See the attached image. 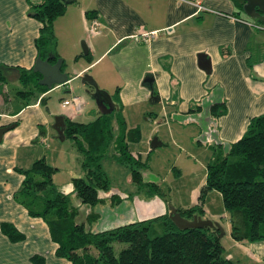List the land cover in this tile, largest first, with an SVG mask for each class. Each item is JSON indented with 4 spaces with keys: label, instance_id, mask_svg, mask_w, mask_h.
<instances>
[{
    "label": "crops",
    "instance_id": "obj_1",
    "mask_svg": "<svg viewBox=\"0 0 264 264\" xmlns=\"http://www.w3.org/2000/svg\"><path fill=\"white\" fill-rule=\"evenodd\" d=\"M38 2L0 0V74L5 79L0 85V126L16 124L0 140V227L10 224L23 235L13 241L0 229V264H36L33 256L41 259L37 264H71L55 255L57 244L46 224L29 216L13 194L23 178L19 169H27L35 159L32 150L45 136L43 126L54 130L56 115L72 121L83 117L85 122L96 117L87 120L89 103L85 93L80 95L85 84L77 81L81 74L104 83L126 127L140 132L141 122L168 123L174 118L177 127L203 130L209 160L210 146L236 141L249 119L264 113V25L242 12V0L68 2L52 26L68 81L46 87L35 100L16 95L9 84L18 88V69H30L37 55L33 41L41 24L31 15L30 5ZM92 20L97 25L89 30ZM149 31L157 34L142 39L140 34ZM51 92H60L57 105L46 100ZM64 100L69 105L61 106ZM215 103L223 106L216 116L210 112ZM185 117L188 123L182 121ZM155 140L161 145L158 137ZM115 202L119 200L110 199L111 205ZM161 206H155L159 215L167 212ZM200 207L205 211L202 203Z\"/></svg>",
    "mask_w": 264,
    "mask_h": 264
},
{
    "label": "trees",
    "instance_id": "obj_2",
    "mask_svg": "<svg viewBox=\"0 0 264 264\" xmlns=\"http://www.w3.org/2000/svg\"><path fill=\"white\" fill-rule=\"evenodd\" d=\"M73 0H39L31 4V15L40 22L34 38L37 55L44 59L58 58L53 21L64 12L65 5ZM63 66V61L61 67ZM40 76L30 69H18V81L25 90L16 95H30L35 100L47 88L38 84ZM0 74V85L4 82ZM41 100L43 98L41 97ZM112 101L116 100L112 97ZM216 116L223 112L221 104L210 106ZM63 138H69L81 155L83 177L71 179V192L78 200L90 206L104 202L99 192H106L109 180L100 168V159L113 141L117 162L130 167L131 181L138 189H146L148 196L159 194L154 182L142 180V161L133 157L127 148L128 141H136V127L127 128L120 108L107 114L98 113L90 122H77L63 118ZM116 124V134L113 133ZM113 139V140H112ZM211 158L205 166V179L200 187L198 202L186 208H175L180 216L190 219L201 213L203 196L217 191L229 220V234L237 242L264 240V113L249 119L243 134L234 142L210 146ZM23 178L13 194L14 200L24 207L31 217H39L46 224L50 239L57 244L55 255L71 264H234L222 256L218 231L210 227L178 229L167 212L152 218L124 223L99 231L86 225L94 223L98 213L88 212L78 220L77 208L69 204L68 194L51 181L54 168L47 166L42 156L36 157L27 169H19ZM110 196L116 200L118 197ZM153 221L162 225L160 234L149 236ZM1 231L10 240L23 235L10 224H2ZM125 245L116 254L112 242ZM37 264L41 259L33 256Z\"/></svg>",
    "mask_w": 264,
    "mask_h": 264
},
{
    "label": "rangeland",
    "instance_id": "obj_3",
    "mask_svg": "<svg viewBox=\"0 0 264 264\" xmlns=\"http://www.w3.org/2000/svg\"><path fill=\"white\" fill-rule=\"evenodd\" d=\"M94 80L97 86L103 89L104 83L98 77ZM77 81L80 82L79 78ZM83 87L86 91L83 92V88H81L80 95L83 96L82 94L85 93L88 97L85 96V99L89 103L85 108V114L89 116L87 120H92L96 116L97 108L89 92H87L89 86L85 84ZM8 88L12 93L17 90H25V87L20 84L17 89L13 88L11 84ZM74 94L78 95L76 92ZM59 96L60 92H51L46 95V100L57 105ZM81 118L78 117L75 120L85 122L86 119ZM189 119V117H185L182 121L188 123ZM178 122L174 118L168 123L141 122L138 140L127 143L129 153H132L133 157L145 164L140 169L142 180L154 182L158 186L159 194L148 196L146 189L137 188V185L131 181L130 167L114 159L117 152L114 149L113 141L110 142L99 161L101 170L109 180V188L106 192L98 193L100 197L105 199L104 202L94 206L81 203L71 192V179L83 177L80 166L81 155L71 139H59L50 126H43L46 131L45 136L39 138L38 144L32 150V155L34 159L37 149H41L40 156L43 157V161L47 166L54 168L51 181L58 186L59 190L68 194L69 204L77 208V219H84L90 211L98 212L97 220L86 227L92 231L104 230L125 222L155 217L159 215V210L155 206L159 207L161 203H163V212H165L169 205L174 208L187 207L200 202L198 195L205 179V166L210 157L207 139L205 137L204 140L201 139L204 134L203 130L194 132L192 126L185 124V126L177 127L180 125ZM129 127L130 125H127V128ZM113 133L116 134L115 123H113ZM155 137L159 138L161 145L150 149V142L155 140ZM198 139L200 140L197 141ZM111 195L118 197L116 201L119 200V203L115 202L111 205ZM152 202L155 203V206L152 205ZM202 204L205 211L198 216L201 219L217 222L222 229L220 244L224 258L230 259L234 264H264V240L255 242L244 240L238 243L231 238L227 213L217 191L206 192ZM161 232V223L153 221L148 235L154 236ZM124 245L121 242H112L114 254Z\"/></svg>",
    "mask_w": 264,
    "mask_h": 264
},
{
    "label": "water",
    "instance_id": "obj_4",
    "mask_svg": "<svg viewBox=\"0 0 264 264\" xmlns=\"http://www.w3.org/2000/svg\"><path fill=\"white\" fill-rule=\"evenodd\" d=\"M242 1V10L244 14L249 17L258 18L264 25V0ZM81 49L85 54L86 47L83 44L81 45ZM52 57L53 56L51 55H47L44 59H41L38 55H36L34 63L31 67V70L33 72H37L40 76L38 84L43 85L47 88H50L54 85L66 83L69 79L68 75L62 71V59L58 57L54 62H50ZM79 80L81 83L88 85L91 89H87V92H89L100 114H107L112 110L117 109L116 104L111 100L109 93L103 89H100L97 86L95 80L90 75H88L87 73H83L79 76ZM15 125V122H12L0 126V140L3 133H5L9 129L14 128ZM52 127L56 131L58 138L63 139L64 123L61 115H56L54 117ZM157 144L158 142L153 139L150 142V147L154 148ZM40 153L41 149H37L36 153L34 154V157H38ZM167 216L178 229L210 227L218 231V237L222 235V229L220 228L217 222L211 221L209 219H201L198 215L195 214H193L190 219L184 218L180 216V214L175 210L173 206H168Z\"/></svg>",
    "mask_w": 264,
    "mask_h": 264
},
{
    "label": "built area",
    "instance_id": "obj_5",
    "mask_svg": "<svg viewBox=\"0 0 264 264\" xmlns=\"http://www.w3.org/2000/svg\"><path fill=\"white\" fill-rule=\"evenodd\" d=\"M97 25V22L95 20H92L90 25H89V30H94V27ZM157 34L156 31H149V32H143L140 34L141 38L142 39H145V40H148V39H151L153 38L155 35ZM76 97H72L71 98V102L72 103H76ZM69 105V101L68 100H64L61 102V106H67Z\"/></svg>",
    "mask_w": 264,
    "mask_h": 264
}]
</instances>
